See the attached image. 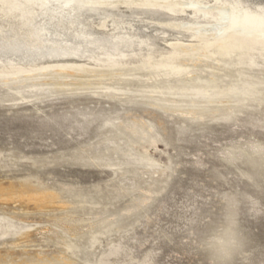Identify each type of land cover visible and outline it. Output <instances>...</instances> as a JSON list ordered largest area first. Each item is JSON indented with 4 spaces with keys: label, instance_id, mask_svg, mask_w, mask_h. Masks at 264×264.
I'll return each mask as SVG.
<instances>
[{
    "label": "rangeland",
    "instance_id": "rangeland-1",
    "mask_svg": "<svg viewBox=\"0 0 264 264\" xmlns=\"http://www.w3.org/2000/svg\"><path fill=\"white\" fill-rule=\"evenodd\" d=\"M41 1L59 7L64 0ZM241 66L264 88L263 49L245 55ZM208 74L202 72L203 77ZM69 79L60 83L77 89L100 82L97 77ZM22 95L0 89V191H14L0 195V264H218L208 245L226 228L239 240L227 264H264V152L237 156L234 162L226 157L252 144L264 151V104L193 121L149 104H125L87 92L31 102ZM118 113L154 122L166 144L160 142L148 154L175 170L133 228L90 241L65 218H80L91 209L116 211L127 207L132 195L144 194H119L120 186L135 187L133 173L118 179L117 172L83 167L77 160L90 150L105 152L106 145L86 146L101 138V122ZM117 156L127 160L122 153L109 158ZM143 182L146 189L149 182ZM48 194L57 197L55 203L37 202ZM78 198L85 205H77ZM66 244L76 249L67 250Z\"/></svg>",
    "mask_w": 264,
    "mask_h": 264
},
{
    "label": "bare ground",
    "instance_id": "bare-ground-1",
    "mask_svg": "<svg viewBox=\"0 0 264 264\" xmlns=\"http://www.w3.org/2000/svg\"><path fill=\"white\" fill-rule=\"evenodd\" d=\"M109 1L117 4L64 0L55 7L41 0H0V89L33 94L22 95L29 102L87 92L125 104H149L193 121L264 104V88L241 66L245 55L264 50V0H140L133 5L131 0ZM88 77L100 82L77 89L60 83ZM44 79L49 83H41ZM225 102L231 106L222 109ZM98 129L101 138L86 147L106 145L105 152L88 151V156L77 159L80 165L108 168L118 173V179L133 173L135 187L120 186L119 194L130 196L138 190L144 194L132 195L129 205L116 211L91 209L80 218H65L90 241L133 228L175 170L162 167L148 154L160 142L166 144L154 122L118 113L104 119ZM236 149L226 156L232 162L237 156L264 152L255 144L240 153ZM119 153L127 160L109 158ZM142 181L149 182L146 189ZM13 192L1 190L0 195ZM56 198L48 194L37 202L55 203ZM85 202L78 198L76 204ZM66 249L76 246L66 244Z\"/></svg>",
    "mask_w": 264,
    "mask_h": 264
},
{
    "label": "clouds",
    "instance_id": "clouds-1",
    "mask_svg": "<svg viewBox=\"0 0 264 264\" xmlns=\"http://www.w3.org/2000/svg\"><path fill=\"white\" fill-rule=\"evenodd\" d=\"M239 247V240L231 228H226L222 232L210 238L209 251L214 256L218 264H227L233 252Z\"/></svg>",
    "mask_w": 264,
    "mask_h": 264
}]
</instances>
